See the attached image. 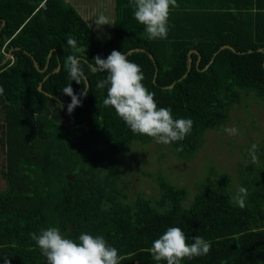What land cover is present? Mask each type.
<instances>
[{
  "label": "trees",
  "instance_id": "16d2710c",
  "mask_svg": "<svg viewBox=\"0 0 264 264\" xmlns=\"http://www.w3.org/2000/svg\"><path fill=\"white\" fill-rule=\"evenodd\" d=\"M177 3L167 38L149 40L130 0H114L112 36L102 41L70 1L0 0V264H47L31 234L48 227L77 241L85 232L103 236L120 264H158L149 249L169 227L183 229L189 243L194 236L211 242L207 255L181 264H264V139L257 164L249 145L236 175L211 168L193 195L159 170L141 171L156 196L131 194L122 177L130 146L155 140L133 133L103 104L107 87L96 85L107 73L88 68L96 56L123 52L141 67L158 107L193 120L183 141L167 145L177 160L192 159L244 98L264 108V0ZM73 54L87 61L82 85L68 77ZM69 83L75 94L88 90L71 114L62 91ZM240 187L248 190L243 209L232 202Z\"/></svg>",
  "mask_w": 264,
  "mask_h": 264
},
{
  "label": "clouds",
  "instance_id": "9594fccd",
  "mask_svg": "<svg viewBox=\"0 0 264 264\" xmlns=\"http://www.w3.org/2000/svg\"><path fill=\"white\" fill-rule=\"evenodd\" d=\"M134 19L144 26L149 40L166 39L169 32V16L173 9L179 8L177 0H130ZM93 24L109 25V17L100 13L93 20ZM67 45L77 48V40L69 35ZM94 63L88 64L92 73H107L106 77L97 82L96 87H107V96L103 104L111 106L116 114L124 121L126 126L135 134L154 139L156 143L169 145L173 142L183 141L191 133L193 120L190 118L173 117L172 111L167 107H158L155 94L144 85L145 79L141 67L130 61L120 51L113 50L106 59L96 56ZM81 61L76 55L66 58L68 77L82 85L86 81ZM63 94L71 98L67 106L69 114L82 105V97L88 94L83 86L79 94H75L69 83L63 88ZM4 89L0 86V95ZM229 135H237L235 127L225 128ZM181 149H177L179 151ZM258 145L255 143L248 149L252 163L259 162L257 155ZM247 163V162H246ZM248 190L240 187L232 202L239 208L246 207ZM36 246L46 258L47 264H120L118 249L111 246L101 235L82 233L78 241L66 238L58 227L41 229L39 233H32ZM186 236L180 227H169L155 239L149 252L156 262L166 264H181L184 259L207 255L211 250V242L200 236L191 238Z\"/></svg>",
  "mask_w": 264,
  "mask_h": 264
},
{
  "label": "rangeland",
  "instance_id": "374dc122",
  "mask_svg": "<svg viewBox=\"0 0 264 264\" xmlns=\"http://www.w3.org/2000/svg\"><path fill=\"white\" fill-rule=\"evenodd\" d=\"M71 2L75 8L83 13L80 14L88 22H91L93 29L97 31L102 41L111 38L109 25L100 26L93 24L95 18L88 17L89 12L92 14L93 9L88 10L86 6L97 0H66ZM103 2L101 7L104 13L109 17L113 9L110 0H98ZM82 4V6L79 5ZM80 6V7H79ZM102 10V9H101ZM9 57V55H8ZM249 105V106H248ZM248 106V107H246ZM235 127L238 130L237 135H229L224 131L225 128ZM264 139V108L261 101L249 100L244 98L240 105H237L231 111L230 121L216 131H208L205 134V143L192 159L189 161L177 160L167 147V145L153 142L146 145L132 144L130 152L123 154L121 157L122 177L131 181L130 192L143 191L145 196H156L154 191L155 184L149 180L141 171L149 172L159 170L165 177L178 186L187 185L190 188V194L197 191L193 187L197 178L202 177L201 183L210 176V169H218V172L236 175L239 163L244 160V154L248 146L259 144ZM146 147V148H144ZM141 148V149H140ZM161 153L165 156L158 161ZM251 162V160H250ZM3 164V153L0 147V167ZM257 164V163H255ZM212 170V169H211ZM217 172V173H218ZM2 187V186H1ZM0 187V188H1Z\"/></svg>",
  "mask_w": 264,
  "mask_h": 264
},
{
  "label": "crops",
  "instance_id": "0c3cea01",
  "mask_svg": "<svg viewBox=\"0 0 264 264\" xmlns=\"http://www.w3.org/2000/svg\"><path fill=\"white\" fill-rule=\"evenodd\" d=\"M82 0H80V2H81ZM111 2L113 1V4L111 5L112 6V9H113V5H114V0H110ZM80 2H79V5L80 6H82V4H80ZM103 2H99L98 0L97 1H95V2H91L90 4H88L87 6H86V8L88 9V10H91V9H93V11H95L94 13L92 12V14L89 12V16L88 17H93V18H95L97 15H99L101 12L100 11H102V12H104V10H103V8L101 7V4H102ZM79 6V7H80ZM102 9V10H101ZM80 14H82V16H83V13H81L80 12ZM112 15H113V12H112ZM84 17V16H83ZM85 19V18H84ZM86 20V19H85ZM87 21V20H86Z\"/></svg>",
  "mask_w": 264,
  "mask_h": 264
},
{
  "label": "water",
  "instance_id": "95a60500",
  "mask_svg": "<svg viewBox=\"0 0 264 264\" xmlns=\"http://www.w3.org/2000/svg\"><path fill=\"white\" fill-rule=\"evenodd\" d=\"M221 49H231V50H233L230 46H227V45H225V46H222L221 47ZM134 50H131L130 52H133ZM194 51H190V53L189 54H191V53H193ZM197 53V52H196ZM198 54V53H197ZM151 56V55H150ZM151 58H153L152 56H151ZM200 58V57H199ZM190 61L191 60H189V66H190ZM263 66H264V62H263ZM60 69V65L58 66V68H57V70L56 71H58ZM39 90H41V86H39V88H38Z\"/></svg>",
  "mask_w": 264,
  "mask_h": 264
}]
</instances>
